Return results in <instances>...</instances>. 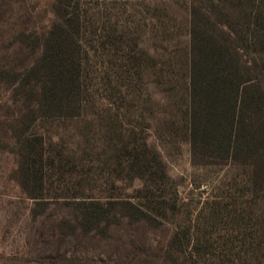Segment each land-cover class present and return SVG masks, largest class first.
<instances>
[{
    "label": "rangeland",
    "instance_id": "rangeland-1",
    "mask_svg": "<svg viewBox=\"0 0 264 264\" xmlns=\"http://www.w3.org/2000/svg\"><path fill=\"white\" fill-rule=\"evenodd\" d=\"M52 1L0 0V67L18 69L32 60L24 44L34 30L52 21ZM203 1L80 0L89 30L111 35L121 48H111L112 67L100 50L92 59L99 62L102 74L106 70L114 76L129 69L137 90L130 87L127 101L112 104L120 96L119 86L92 79L91 103L84 115L96 119L94 131L77 134L79 119L44 120L33 127L55 158L46 173L42 199L23 193L14 156L4 148L6 126L19 105L10 86L0 81V264H264L262 200L245 183L247 168L211 165L206 158L193 157L183 114L177 109L183 102L180 87L165 91L168 77L159 76L160 68L166 74L168 64L176 62L173 68L184 78L188 10L190 4ZM126 46L136 57L145 51L155 67L147 57L124 66L120 53ZM111 126H116L114 132ZM134 140L139 149L146 142L160 156L165 177L155 196L160 195L158 202L165 200L161 207L158 203L145 207L148 193L139 191L143 180L136 177L137 168L129 171L132 162L123 151H130ZM84 197L111 201L112 210L123 213L126 207L121 203L129 200L150 215L118 216L112 224L86 231L75 210ZM162 207L159 215L156 210ZM196 226L208 234L206 256L187 252L184 260L177 252L167 253L174 230L193 231Z\"/></svg>",
    "mask_w": 264,
    "mask_h": 264
},
{
    "label": "trees",
    "instance_id": "trees-1",
    "mask_svg": "<svg viewBox=\"0 0 264 264\" xmlns=\"http://www.w3.org/2000/svg\"><path fill=\"white\" fill-rule=\"evenodd\" d=\"M203 2L189 6L184 78L181 80L180 72L173 68L175 61L173 66L168 64L166 74L160 68L159 76L168 77L164 82L170 85L165 91L174 92L180 87L183 102L177 109L183 114L193 157L206 158L211 165L247 168L245 183L262 200L260 209L264 214V0ZM80 3V0H53L52 21L47 27L34 30L31 41L24 44L33 55L32 60L18 69L0 67V81L10 86L19 105L6 126L9 136L3 140L4 148L14 156L16 178L23 193L35 200L44 198L46 173L54 166L55 158L45 147L42 133L33 127L44 120L79 119L77 134L94 131L96 119H86L84 115L91 103L92 79L119 86L120 96L111 100L112 104L127 101L130 87L137 90L129 69L114 76L106 70L102 74L99 62L92 59L94 51L100 50L101 57H108L107 66L112 67L111 48L117 51L121 48L111 35L98 34L95 28L89 30ZM108 28L112 32L111 26ZM22 36L26 37V33L22 32ZM96 36L99 39H94ZM122 48L120 59L124 66L133 59L137 62L147 57L152 62L150 66L155 67L154 58L145 51L136 57L129 47ZM115 128L109 129L114 132ZM140 145L143 150L134 140L131 150L123 151L132 162L127 166L129 171L137 168L136 177L143 180L139 191L148 193L145 207L151 203L161 207L165 200L158 202L160 195L155 196L156 192L161 193V179L165 177L160 169V156L146 142ZM121 205H125L126 212H114L111 206L115 204L111 201L103 203L84 197L75 207L76 219L83 230L96 231L101 225L114 223L118 216L150 215L143 206L129 200ZM164 208L156 210L157 213L160 215ZM195 229L174 230L167 241V253L177 252L184 260L187 252L206 256L208 234L198 226ZM260 246H264L263 242Z\"/></svg>",
    "mask_w": 264,
    "mask_h": 264
}]
</instances>
